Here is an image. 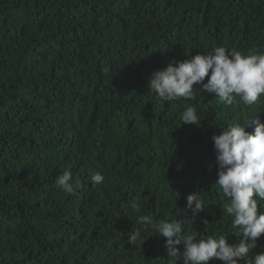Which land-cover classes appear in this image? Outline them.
<instances>
[{
    "label": "trees",
    "instance_id": "trees-1",
    "mask_svg": "<svg viewBox=\"0 0 264 264\" xmlns=\"http://www.w3.org/2000/svg\"><path fill=\"white\" fill-rule=\"evenodd\" d=\"M216 46L264 52V0H0V264H183L152 225L128 242L139 215L238 241L212 136L264 122V96L227 105L197 88L165 102L147 87L170 60ZM189 105L198 126L182 124ZM65 170L74 195L55 183ZM193 192L207 205L195 215Z\"/></svg>",
    "mask_w": 264,
    "mask_h": 264
},
{
    "label": "clouds",
    "instance_id": "clouds-1",
    "mask_svg": "<svg viewBox=\"0 0 264 264\" xmlns=\"http://www.w3.org/2000/svg\"><path fill=\"white\" fill-rule=\"evenodd\" d=\"M207 77V82L205 78ZM148 90L165 102L180 99L195 100V89L210 93L227 105L234 102L255 106L264 96V52L244 54L236 49L216 46L208 52H197L182 60H170L166 67L155 70L147 84ZM182 124H200L195 106L189 105L180 114ZM252 128V131L246 129ZM217 164L215 184L228 202L223 212L231 218V226L238 241L230 243L226 235L198 238L195 232L185 234L177 219L161 220L153 225L152 217L139 215L128 242L145 241L142 232L148 225L166 238L167 256L183 258V264H209L217 259L224 264H264V250L256 251L264 235V122L259 115L250 116L245 123L229 124L212 136ZM105 177L96 172L93 184L104 183ZM63 192L74 195L81 187L65 170L56 178ZM186 206L193 214L207 206L200 192L186 197ZM131 210L139 214L141 204L133 200ZM204 223L208 221L205 219ZM183 244V251L177 246ZM264 249V245H261ZM178 259V260H179Z\"/></svg>",
    "mask_w": 264,
    "mask_h": 264
}]
</instances>
